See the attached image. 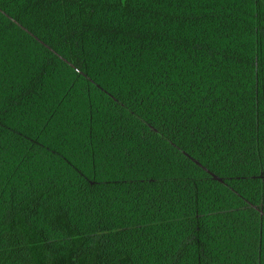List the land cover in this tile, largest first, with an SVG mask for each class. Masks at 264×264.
<instances>
[{"label": "trees", "instance_id": "16d2710c", "mask_svg": "<svg viewBox=\"0 0 264 264\" xmlns=\"http://www.w3.org/2000/svg\"><path fill=\"white\" fill-rule=\"evenodd\" d=\"M0 264H264V0H0Z\"/></svg>", "mask_w": 264, "mask_h": 264}]
</instances>
